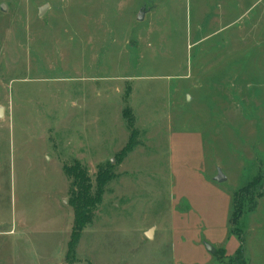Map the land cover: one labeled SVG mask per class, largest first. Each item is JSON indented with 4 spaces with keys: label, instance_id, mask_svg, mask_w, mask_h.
I'll list each match as a JSON object with an SVG mask.
<instances>
[{
    "label": "rangeland",
    "instance_id": "1",
    "mask_svg": "<svg viewBox=\"0 0 264 264\" xmlns=\"http://www.w3.org/2000/svg\"><path fill=\"white\" fill-rule=\"evenodd\" d=\"M0 109V264H264V0H0Z\"/></svg>",
    "mask_w": 264,
    "mask_h": 264
},
{
    "label": "trees",
    "instance_id": "2",
    "mask_svg": "<svg viewBox=\"0 0 264 264\" xmlns=\"http://www.w3.org/2000/svg\"><path fill=\"white\" fill-rule=\"evenodd\" d=\"M135 134L133 132L132 139L130 141V144L126 147V150L124 151V154L130 151L133 148L134 144V137ZM69 174L74 173L75 174V184H77L79 188V193L76 194L77 200L75 202V222H74V233L72 235V241L70 244V247L73 248L75 244L78 241V238L80 237V233L85 227L86 224L90 223L92 220V210L95 209V207L100 203L101 196L103 194V185L107 183V181L110 179L108 172H103V174L100 176V183L98 187V191L95 195L90 194V187L86 185L87 179L85 178V173L82 169H80L78 166H76V169L74 170H68ZM77 182V183H76ZM258 184H253L251 186H248L247 189L245 188L244 191H248V189H251L252 186L256 187ZM257 190V188H252L251 192L248 193V195L254 193V191ZM236 204L234 203V212L231 218V224L235 226L233 229V232L237 234H241L240 230L238 229V223L241 219V216L243 215L242 206H238V197L236 196ZM241 238V236H239ZM230 264H247V260L244 255V248L243 246H240L238 249L234 259L230 262Z\"/></svg>",
    "mask_w": 264,
    "mask_h": 264
},
{
    "label": "water",
    "instance_id": "3",
    "mask_svg": "<svg viewBox=\"0 0 264 264\" xmlns=\"http://www.w3.org/2000/svg\"><path fill=\"white\" fill-rule=\"evenodd\" d=\"M48 6H45L43 8L40 9V15L43 14L46 9H47ZM143 20V14L141 13L140 16H139V21H142ZM3 116V111L0 109V117ZM216 181L218 182H224L226 180V178L223 176V174L221 172H219L218 176L215 178ZM146 236L147 238H151L152 237V230H150L149 232L146 233ZM207 250L211 253H215V249L210 246V245H207L206 246Z\"/></svg>",
    "mask_w": 264,
    "mask_h": 264
}]
</instances>
